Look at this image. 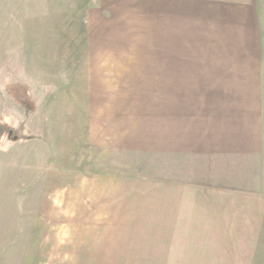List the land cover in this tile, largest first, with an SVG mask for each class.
<instances>
[{
    "label": "rangeland",
    "instance_id": "374dc122",
    "mask_svg": "<svg viewBox=\"0 0 264 264\" xmlns=\"http://www.w3.org/2000/svg\"><path fill=\"white\" fill-rule=\"evenodd\" d=\"M152 14L143 0H0V122L22 131L0 139V264H90L137 236L160 181L181 176L169 150L200 128L203 103L220 88L264 97V40L241 32L264 23ZM12 82L34 111L6 94Z\"/></svg>",
    "mask_w": 264,
    "mask_h": 264
},
{
    "label": "crops",
    "instance_id": "0c3cea01",
    "mask_svg": "<svg viewBox=\"0 0 264 264\" xmlns=\"http://www.w3.org/2000/svg\"><path fill=\"white\" fill-rule=\"evenodd\" d=\"M143 1L152 3L156 25L264 23V0ZM242 31L249 40H264L263 31ZM219 90L203 103L207 118L197 121L200 128L188 129L192 139L172 141L169 160L181 176L172 169L168 180L160 181L168 189L156 194V207L165 200L152 211V221L136 227L137 236L129 241L120 238L107 250L96 249L90 264H259L264 259V97ZM126 211L122 218L129 217Z\"/></svg>",
    "mask_w": 264,
    "mask_h": 264
},
{
    "label": "trees",
    "instance_id": "16d2710c",
    "mask_svg": "<svg viewBox=\"0 0 264 264\" xmlns=\"http://www.w3.org/2000/svg\"><path fill=\"white\" fill-rule=\"evenodd\" d=\"M4 90L6 94L20 107L28 111H34L35 102L32 99L28 87L24 83L12 82L5 84ZM21 128H9L6 123L0 122V139L3 135L19 136L22 135Z\"/></svg>",
    "mask_w": 264,
    "mask_h": 264
}]
</instances>
